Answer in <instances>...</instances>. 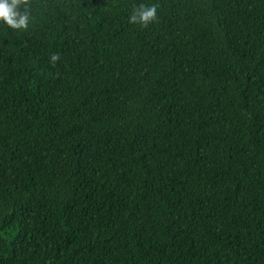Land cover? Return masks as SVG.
<instances>
[{"label": "trees", "instance_id": "16d2710c", "mask_svg": "<svg viewBox=\"0 0 264 264\" xmlns=\"http://www.w3.org/2000/svg\"><path fill=\"white\" fill-rule=\"evenodd\" d=\"M30 5L0 21V264H264V0Z\"/></svg>", "mask_w": 264, "mask_h": 264}, {"label": "clouds", "instance_id": "9594fccd", "mask_svg": "<svg viewBox=\"0 0 264 264\" xmlns=\"http://www.w3.org/2000/svg\"><path fill=\"white\" fill-rule=\"evenodd\" d=\"M158 5L140 4L134 6L129 17V23L139 24L142 27H148L157 19ZM31 18L30 0H0V21L4 22L12 29L27 30ZM60 60L59 53H53L50 62L55 66Z\"/></svg>", "mask_w": 264, "mask_h": 264}]
</instances>
